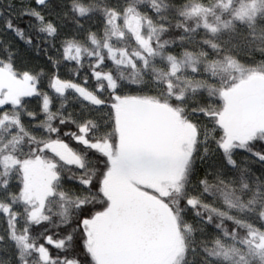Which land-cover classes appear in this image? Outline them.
<instances>
[{
	"label": "snow or ice",
	"instance_id": "obj_1",
	"mask_svg": "<svg viewBox=\"0 0 264 264\" xmlns=\"http://www.w3.org/2000/svg\"><path fill=\"white\" fill-rule=\"evenodd\" d=\"M0 264H264V0H0Z\"/></svg>",
	"mask_w": 264,
	"mask_h": 264
}]
</instances>
